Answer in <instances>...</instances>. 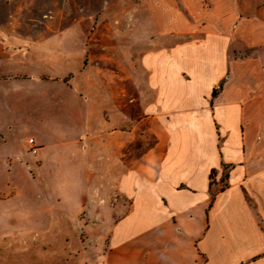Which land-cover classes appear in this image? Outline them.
Listing matches in <instances>:
<instances>
[{
	"label": "crops",
	"instance_id": "crops-1",
	"mask_svg": "<svg viewBox=\"0 0 264 264\" xmlns=\"http://www.w3.org/2000/svg\"><path fill=\"white\" fill-rule=\"evenodd\" d=\"M101 1L0 0V144L15 125L7 115L40 101L73 124L28 139L33 171L13 154L7 171L60 182L47 180L38 198L48 223L69 224L93 205L89 187L107 161L128 209L92 264H264V0H111L129 28L111 29L108 60L83 12ZM115 64L124 75L103 93L90 71ZM68 95L78 112L54 103ZM66 159L82 174L76 190L62 183Z\"/></svg>",
	"mask_w": 264,
	"mask_h": 264
},
{
	"label": "rangeland",
	"instance_id": "rangeland-1",
	"mask_svg": "<svg viewBox=\"0 0 264 264\" xmlns=\"http://www.w3.org/2000/svg\"><path fill=\"white\" fill-rule=\"evenodd\" d=\"M83 12L84 17L94 16L96 18L92 26L100 33V54L104 55L105 60H108L113 55L111 48H108V44L111 43V29L120 35V32L125 28H129L128 14L125 17L119 7H111V0H103L98 6L85 5ZM82 27L85 30L89 29L91 22L85 19ZM119 38L113 37L112 40ZM124 71L123 68L115 64L111 68H94L90 74L94 77L96 86L97 83H100L99 88L104 93V89L108 91L110 88L111 78L123 76ZM73 76L70 75L67 79L70 80ZM118 86L116 97L115 94L111 97V107L115 109L123 108L125 99L123 85L118 84ZM108 102V99H103L100 102L104 112H107ZM54 103L59 105L62 103L61 112H78L75 110L71 95L61 102L57 100ZM37 104L40 106L36 105L35 110H22V112L10 113L6 117L7 120L15 122V125H12L13 128L8 134L10 138L7 145L0 144V264L97 263L107 250L111 223L128 209V202L117 194L115 181L108 179L107 161L101 162L98 180L90 184L89 187V193L92 192L91 189H94V197H90V200L94 202L93 205L89 201L85 209L72 214L69 224L65 222L48 223L46 221L48 214L45 211L43 199L38 198V194H47V180L50 189H53V186L55 188L60 182L54 181L53 178L51 181L46 175L44 176L46 177L45 182L43 176L37 175L36 180L40 181L34 184L28 178L27 172L19 166L14 165L8 172L7 166L3 164L4 156L13 154L14 157H22L25 164L29 161L27 168L29 172L33 171L31 162L36 156L32 154L31 147L28 146V139H37L44 134L47 135L46 130L50 127L56 128L57 131H64L65 127L70 128L73 125L68 124L70 118L65 113L59 114V116H54L53 113L52 116H49L50 110L47 107L44 112V102L40 101ZM6 122L0 116V125ZM68 130L69 134L74 132ZM65 163L66 167L68 166L69 169L71 167V171L64 173L66 176L62 182L64 188L76 190L78 181L81 182L82 174L77 175L75 163L68 162V159L65 160ZM12 185L18 188L11 189ZM217 188L214 186L213 191ZM96 191L99 193L97 196ZM15 192H19L18 195L9 197V194L12 195ZM113 210H117V213L114 214ZM52 215L55 218L58 217L57 214Z\"/></svg>",
	"mask_w": 264,
	"mask_h": 264
},
{
	"label": "trees",
	"instance_id": "trees-1",
	"mask_svg": "<svg viewBox=\"0 0 264 264\" xmlns=\"http://www.w3.org/2000/svg\"><path fill=\"white\" fill-rule=\"evenodd\" d=\"M214 175H215V172L214 171L211 172L209 187H212V185L214 184Z\"/></svg>",
	"mask_w": 264,
	"mask_h": 264
},
{
	"label": "built area",
	"instance_id": "built-area-1",
	"mask_svg": "<svg viewBox=\"0 0 264 264\" xmlns=\"http://www.w3.org/2000/svg\"><path fill=\"white\" fill-rule=\"evenodd\" d=\"M28 144L32 146L33 145V141L32 140H29L28 141ZM31 152H32V154H35L36 153V148L34 146L31 147Z\"/></svg>",
	"mask_w": 264,
	"mask_h": 264
}]
</instances>
